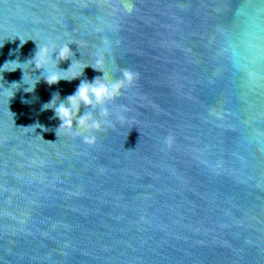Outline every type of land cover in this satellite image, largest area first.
Listing matches in <instances>:
<instances>
[{
    "label": "water",
    "instance_id": "water-1",
    "mask_svg": "<svg viewBox=\"0 0 264 264\" xmlns=\"http://www.w3.org/2000/svg\"><path fill=\"white\" fill-rule=\"evenodd\" d=\"M250 22L264 0H0V67L72 43L82 72L107 39L111 78L138 74L80 135L43 105L101 71L0 74V264H264V61L229 52Z\"/></svg>",
    "mask_w": 264,
    "mask_h": 264
},
{
    "label": "clouds",
    "instance_id": "clouds-1",
    "mask_svg": "<svg viewBox=\"0 0 264 264\" xmlns=\"http://www.w3.org/2000/svg\"><path fill=\"white\" fill-rule=\"evenodd\" d=\"M124 7L128 13L134 10V5L131 2H126ZM26 41L22 40V42ZM71 45L72 43L38 45V50L33 58L23 63L19 60L6 61L0 67V74L5 71L23 69V83L28 85L24 90L34 92L41 79L46 80L49 85H53L58 84L61 80L72 81L81 77L88 66L101 71L102 76H97L91 81L82 80L73 94L62 99L59 92H56L53 94L51 101L43 105V109L55 110V115L61 120L59 129L65 128L69 132L80 135V130L90 133L92 130H99L103 125L109 123L107 119L110 115L108 103L121 96L125 89L131 87L135 83L138 74L131 69H124L119 78H111L105 70L111 54L110 42L107 39H105L103 47L97 50L95 63L84 65L81 72L80 65L77 62L78 59H74L75 53ZM229 52L233 65L237 69L247 70L250 76H255L256 73L251 70V66L264 61V25L258 22H250L246 25L240 35L230 42ZM69 59L72 61L70 67L61 69L59 67L60 62ZM53 62H56L54 70L50 68ZM29 63L34 73L41 70L40 75H35L39 79L34 78V83L26 82L25 79L23 65ZM18 84L20 83L13 82L10 87H6L12 89ZM17 89L11 93L9 98L15 95ZM82 106H86L87 109L98 108L100 118H97L96 113L93 111H86L81 115ZM83 140L86 143H94L96 136L85 134Z\"/></svg>",
    "mask_w": 264,
    "mask_h": 264
}]
</instances>
